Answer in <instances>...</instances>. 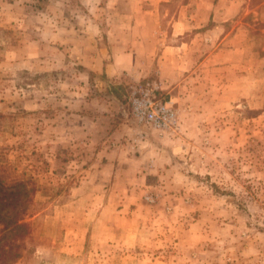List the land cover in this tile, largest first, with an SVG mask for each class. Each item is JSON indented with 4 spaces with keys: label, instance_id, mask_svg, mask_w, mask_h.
I'll use <instances>...</instances> for the list:
<instances>
[{
    "label": "rangeland",
    "instance_id": "obj_1",
    "mask_svg": "<svg viewBox=\"0 0 264 264\" xmlns=\"http://www.w3.org/2000/svg\"><path fill=\"white\" fill-rule=\"evenodd\" d=\"M88 1L0 0V172L30 194L4 212L32 215L0 224V246L15 243L0 264H264V0L161 1L166 39L112 79L54 38L71 26L59 15L98 14ZM182 16L191 27L172 36ZM142 91L171 125L133 115ZM98 111L126 120L116 178L94 166L104 138L85 118Z\"/></svg>",
    "mask_w": 264,
    "mask_h": 264
},
{
    "label": "crops",
    "instance_id": "obj_2",
    "mask_svg": "<svg viewBox=\"0 0 264 264\" xmlns=\"http://www.w3.org/2000/svg\"><path fill=\"white\" fill-rule=\"evenodd\" d=\"M91 1H88L89 4ZM161 1L168 0H97L102 2L101 5L99 3L100 8L92 7L98 9V14H92L94 8L90 6L71 10L72 14L77 13L76 16L74 14L72 17L59 15L61 23H70L71 26L58 28L54 38L62 42L60 46L63 51L69 52L88 73L104 72L107 78L112 79L127 70L128 66H133L134 56L153 54V47L155 48L159 40L166 39L167 34L159 30L158 8ZM185 7L183 5L182 9ZM105 8H110L113 14H104ZM173 24L172 27L175 30L172 31V36L179 33L177 29L180 25L183 27V33L191 27V21L185 16L177 18ZM97 102L101 106L104 105V102ZM113 117L118 118V126L111 124ZM85 120L87 130H101L102 138H104L96 148V156L103 162L100 161L94 166L113 169L110 178L118 177L119 173L115 174V171L121 168L123 161L120 158L116 160L117 156L124 154L126 120H122L112 111L88 113ZM77 125L80 129L83 128L82 123ZM89 174L87 173V176ZM99 177H104V173H100ZM92 182H96V179Z\"/></svg>",
    "mask_w": 264,
    "mask_h": 264
},
{
    "label": "trees",
    "instance_id": "obj_3",
    "mask_svg": "<svg viewBox=\"0 0 264 264\" xmlns=\"http://www.w3.org/2000/svg\"><path fill=\"white\" fill-rule=\"evenodd\" d=\"M13 181L12 183L5 184L4 182ZM28 182L23 179L17 180V179H8L6 176L3 175V172H0V224L2 225V231H5L9 228L11 223L15 225L17 230L22 229L23 227H26V223H20L25 219L26 216H32L29 213H27V209L23 208V210L19 212H15L14 219H11L9 217V214L4 212L5 210H16L18 207H22L24 203L30 202V194H28V191L25 188V185ZM7 186V187H6ZM24 187V188H23ZM23 191V193L21 192ZM21 194H25V199L20 200ZM13 230V229H12ZM21 236V235H20ZM2 238H5V234L0 237V241ZM14 239L6 238V241L2 242V245L0 246V252L5 254V251H3V248L5 246H8V254L10 256L13 255V249H15L14 246ZM0 253V255H1ZM11 260L6 261L5 264L10 263Z\"/></svg>",
    "mask_w": 264,
    "mask_h": 264
},
{
    "label": "built area",
    "instance_id": "obj_4",
    "mask_svg": "<svg viewBox=\"0 0 264 264\" xmlns=\"http://www.w3.org/2000/svg\"><path fill=\"white\" fill-rule=\"evenodd\" d=\"M140 98L132 99L133 115L139 121H145L156 129H163L174 121L175 113L166 101L155 93L142 91Z\"/></svg>",
    "mask_w": 264,
    "mask_h": 264
}]
</instances>
